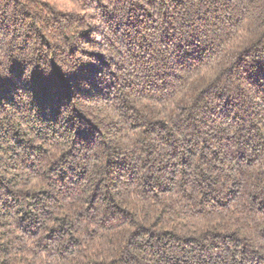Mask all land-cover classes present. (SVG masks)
I'll return each instance as SVG.
<instances>
[{"label": "trees", "instance_id": "trees-1", "mask_svg": "<svg viewBox=\"0 0 264 264\" xmlns=\"http://www.w3.org/2000/svg\"><path fill=\"white\" fill-rule=\"evenodd\" d=\"M0 264H264V0H0Z\"/></svg>", "mask_w": 264, "mask_h": 264}]
</instances>
